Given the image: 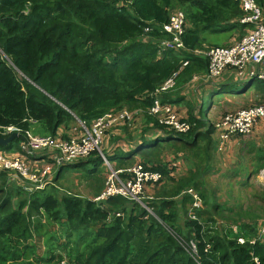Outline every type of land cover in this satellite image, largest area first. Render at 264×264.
I'll list each match as a JSON object with an SVG mask.
<instances>
[{"label": "trees", "instance_id": "trees-1", "mask_svg": "<svg viewBox=\"0 0 264 264\" xmlns=\"http://www.w3.org/2000/svg\"><path fill=\"white\" fill-rule=\"evenodd\" d=\"M254 1L264 18V0ZM174 8L182 9L190 24L182 37L185 50L177 52L160 49V43L170 38L160 26ZM241 19L239 5L232 0H0V137L10 135L2 133L8 127L55 136L60 128L69 130L76 119L89 126L124 106L139 108L143 125L152 126L142 133L160 132L152 134L153 140L144 135L137 142L131 139L127 151L117 146L107 153L113 169L122 171L120 178L127 177L126 170L135 164L160 175L144 188V192L152 188L153 194L140 200L151 213L123 196L96 200L105 184L96 188L94 200L69 193L44 194L45 190L27 193L1 171L0 264H264V188L256 196L258 205L237 211L226 208L227 214L214 198L211 205L207 203L205 192L197 193L203 201L198 207L192 196L181 195L190 188L198 191L201 171L218 167L216 126L208 122L204 128L198 114L202 104L198 110L187 104V133H174L147 113L154 101L151 94L178 71L180 62L188 60L175 87L161 96L163 103L183 100L171 92L183 88L191 76L208 71L207 60L188 50L202 48L206 33L237 32L240 40L247 27ZM258 82L260 90L264 81ZM221 88L215 87L211 98ZM258 98L264 101L261 95ZM111 140L125 142L114 136ZM21 141L22 134L0 150H12ZM245 147L250 166L237 164L228 175L243 176L247 180L242 184L247 185L250 176L264 169V142L262 147L253 142ZM169 148L173 159L181 155L191 168L185 174L177 176L169 162L161 164V151ZM91 156L90 161L60 168L53 182L82 165L85 177L93 176L94 183L102 184L95 179L102 174V161ZM87 162L92 168L84 167ZM9 184L15 194L27 195L17 206ZM44 225L60 226L66 239L58 244L63 256L52 247L43 255L37 253L35 238H43L47 245L57 240ZM176 238L194 241L197 256L192 258Z\"/></svg>", "mask_w": 264, "mask_h": 264}, {"label": "built area", "instance_id": "built-area-1", "mask_svg": "<svg viewBox=\"0 0 264 264\" xmlns=\"http://www.w3.org/2000/svg\"><path fill=\"white\" fill-rule=\"evenodd\" d=\"M232 1L239 5L242 12L241 23L253 26V29L245 32L240 40L233 42L228 47L210 48L205 46L202 50H188L189 54L208 62L206 75L199 81L198 75H194L191 82L187 84L188 89L195 90L200 85L212 83L224 72L232 69L235 71L234 81L240 76H251L264 81V24L262 23L264 18L262 9L254 0ZM186 23V17L182 12L172 11L168 21L160 26L161 31L170 36L168 40L160 43V49H171L174 52L185 50L182 37L185 33ZM188 63V60L182 61L178 71L173 73L153 95L151 94L154 101L147 110L149 115L157 118L159 124L174 133H187L190 127L181 119L176 108L168 103H162L159 96L175 86L178 74ZM201 82L204 83L200 84ZM116 112H108L101 118L92 121L89 126L76 119L77 126L75 128L72 130V127L69 130L60 128L55 136L35 135L31 131L21 132L13 127L3 129V134L13 132L18 135L22 134V141L16 146L19 148L17 152L0 150V172H6L10 182L16 183L25 192L32 193L48 186L55 171L57 173V170L64 166L88 158L92 152L100 158L105 167H111L112 165L109 164L101 149L105 139L104 135L108 129L128 118L126 112L119 114ZM260 120L264 121V104L237 110L231 115H226L215 124L217 130L221 132L218 149L225 151L229 134L248 135L255 129L256 122ZM159 133V131L156 132V135ZM126 145L128 146V143ZM122 149L127 151L129 146ZM113 152L106 150L108 154ZM126 171L131 175L127 178H120L119 173L122 171L110 169L105 177L104 189L96 200L123 196L138 202L147 212L151 213V210L145 207L140 200L144 194L145 186L150 182H156L160 179V175L145 171L138 164ZM259 175L264 180V169L259 172ZM184 194L192 196L195 200L194 206H197L196 195L192 194L191 189H186L181 195ZM176 239L192 258L197 256L194 241L184 242L180 238ZM237 242L243 244L244 240L238 239Z\"/></svg>", "mask_w": 264, "mask_h": 264}, {"label": "rangeland", "instance_id": "rangeland-1", "mask_svg": "<svg viewBox=\"0 0 264 264\" xmlns=\"http://www.w3.org/2000/svg\"><path fill=\"white\" fill-rule=\"evenodd\" d=\"M174 10H178L179 12H182L184 14V11H182V9L180 10L179 8H174L172 11ZM262 23L264 24V20H262ZM189 26L190 24L187 22L186 28H189ZM252 29H253V26H247L245 31L249 32ZM204 37H205V43L202 46H207L210 48L228 47L231 44H233V42L238 41L237 32L220 33V34L206 33ZM203 48L204 47L195 49V50H202ZM180 65H181V62H180ZM197 75H198V81H199L200 78L206 75V73H199ZM193 76H191V78ZM191 78L188 79L185 85H183L184 87L182 86L183 88H180V89H177L171 92L172 97H174L175 95L183 96L184 100H181L179 103H176V104H172V103H168V104L175 107L177 112L179 109V111L182 112V114L187 113V110H188L187 104H190L191 106H194L195 108H197L195 110H198V107L201 106L202 104L201 110L198 112V114L203 124L206 125L204 126V128L208 127V122H211L212 124H217L225 117V114H227V116L231 115L233 113L231 111H235V110L237 111L239 109H246L250 106H259V104L261 105L264 104V101L258 102L259 95L264 97V86L260 90H257L259 86V82L257 80H254L252 85L251 84L247 85L246 82L243 83L241 81L224 82L221 88L222 92L217 97L216 95H214L211 98L210 93L211 94L214 93L215 89L210 88L208 84L205 86L197 87L198 90H200V93L198 94L194 91H191L194 89H188L187 84L191 82L192 80ZM258 80H261V79H258ZM203 83L204 82H201L200 84H203ZM173 88H170V90H172ZM187 90H190V91L187 93ZM165 93H162L159 96L160 100H161V96ZM196 95L197 97H195ZM122 112H126L128 115V118L121 120L119 124L108 129L106 131L107 133L106 137L104 135L105 139H104L103 145L101 146V149L104 155H106V157H107L106 150L108 152H112L117 148V146H121L122 148H128V146L126 145L128 141H133L131 139H135L134 141L137 142V140H139L142 135L146 136L145 138L147 140H153L155 138L154 136L156 135V132H158L156 130H153V131L142 133V130L144 127H147V126L152 127V126L150 124H146L145 126L143 125L146 122L145 120L142 121L143 117H142V114H140L141 110L139 108H132V107L124 106L122 109L118 110L116 114H119ZM76 126H77L76 124H72L70 126V128L72 127L71 130L75 128ZM256 127L258 128L252 135H250L249 137L238 139V141L236 140L229 146L228 149H226V153L220 156L216 155L215 162L217 163L218 167H215L213 172H211V170L207 172L206 170H203L198 175V183H199L198 191H196L194 188H190L192 191V194L197 196L196 198L197 206H198V202L200 203V205L203 202L201 199H198V194H197L198 192H203V193L205 192L206 194L205 201L209 203L210 205L213 203V198H214L217 204H219L221 208L224 209L223 214L228 213L226 208H232L233 210L237 211L239 207L243 208L245 206H248L249 204H256V205L259 204V201L256 199V196L264 188V180H263V177L259 175V173L256 176L255 175L250 176L248 178L249 181L247 185L242 184L244 180H247L246 178H243V176L231 178L228 175L231 169L237 164L250 166L251 156L247 154V148L245 147V144H248L249 142H253L257 146H259L261 143L264 142V123L256 122L255 128ZM152 134L154 136H152ZM113 136L114 138L117 137L122 140L125 139V142H122V141L113 142L111 140ZM172 144L175 145L176 148L180 147L181 145L180 142L175 141V140H172ZM3 151H6V150H3ZM17 151H19V148L17 147H15L12 150H8V152H11V153H14ZM118 152H121V151L118 150ZM161 153H162V157L160 158L161 164H166V162H169V165H171L172 168L175 167L177 169V176L183 175L185 174L187 170L191 169L184 163L181 155H178L177 159H173V155H175V153L172 149L170 148L164 149L161 151ZM92 154H95V153L92 152L91 155ZM91 155L86 159H88L89 161L93 159L94 157H92ZM111 165L113 164L111 163ZM81 166L76 168L75 170L64 172L61 178L53 182L55 175H56L55 174L56 171H55L52 177L51 183L41 190H45L43 191L44 194L50 193V192L58 193L59 195H62L64 193H67V194L69 193L72 195H76L82 199L94 200L95 197L97 196L96 188L99 187L100 185L105 184V175H107L108 172H110V169H113V166L105 167L102 162L100 163L99 168L102 170V174L101 176H95V179L99 178L102 184L94 183L93 176H90L88 178L85 177V172L83 171V169H81ZM84 167L88 169L92 168L91 163H88V162L87 164L84 165ZM126 173L128 174L127 177L131 175L128 171H126ZM175 174H176V171H175ZM103 179H104V182H103ZM14 185L18 186L15 183ZM7 189L11 190L10 196L12 197V202L14 206H17L18 200L20 201L27 197V195L23 192H20V195L15 194V192H13V187L10 184L7 187ZM145 192L143 195L144 197H146L147 195L151 196L153 194L152 188L147 187ZM42 222L44 221L42 220ZM182 222H183V219L182 217H180V220L177 222V224L181 225ZM222 223H224V221L217 222V224H222ZM230 225L233 226L232 229L233 231H235L236 227L233 225V223H231ZM44 226H45L44 228H46L47 226V228H49L50 231L55 232V236L57 240L52 241L47 245L44 243L43 238H41L39 241H35L36 240L35 238L32 241V244L35 245L37 253L43 255L45 252H48L50 248L52 247L55 249V251H59V253L63 256L64 254L58 248V244L65 243L66 239L64 238V235L61 232V229L59 228L60 226L59 225H54V226L44 225ZM44 228L42 229V231L44 230ZM46 231L47 230L43 232H46ZM56 254L58 255V253Z\"/></svg>", "mask_w": 264, "mask_h": 264}, {"label": "crops", "instance_id": "crops-1", "mask_svg": "<svg viewBox=\"0 0 264 264\" xmlns=\"http://www.w3.org/2000/svg\"><path fill=\"white\" fill-rule=\"evenodd\" d=\"M203 47H205V46H203ZM234 76H235V71H234V69H232V70H228V71H226V72H224L223 74H222V76L221 77H219V78H217L216 80H215V82H212V83H209L208 85H209V87L210 88H215V87H218V86H222V84L224 83V82H230V81H233L234 82ZM254 80H257L258 81V79L257 78H255V77H251V76H249V77H244V76H240V77H238V79H236V81H241V82H243V83H248V84H253L252 82L254 81ZM207 85V84H206ZM200 86H205V84L204 85H200ZM208 87V88H209ZM190 90H187V93L189 92ZM191 91H194V92H196L197 94L198 93H200V90H198V88L197 89H195V90H191ZM195 97H197V95L195 96ZM182 99L184 100V98L182 97ZM189 100V99H188ZM179 103V102H178ZM173 104V103H172ZM189 106H191L190 104H189ZM189 106L187 105V107H188V110H187V113H184V114H182V112H180L179 111V109H178V112H179V114H180V117H181V119L183 120V121H186V119L188 118V111H189ZM192 107H194V106H192ZM250 107H252V106H250ZM249 108V107H248ZM247 109V108H246ZM239 110H242V109H239ZM236 111V110H235ZM235 111H231V112H235ZM228 113H230V112H228ZM227 114H225V116H226ZM220 120H221V118H220ZM258 122H261V123H264V121L263 120H260V121H258ZM257 128L258 127H256L249 135H241V134H235V133H233V134H229L228 135V138H227V142H226V148H225V151H220L219 149H218V146H219V139H220V135H221V132L219 131V130H217V128H216V135L218 136V145H217V148H216V155H218V156H220V155H223L224 153H226V149H228L229 148V146L233 143V142H235L236 140L238 141V139H241V138H245V137H249L250 135H252L256 130H257ZM116 141H118V140H116ZM260 146L262 147V143L260 144Z\"/></svg>", "mask_w": 264, "mask_h": 264}, {"label": "water", "instance_id": "water-1", "mask_svg": "<svg viewBox=\"0 0 264 264\" xmlns=\"http://www.w3.org/2000/svg\"><path fill=\"white\" fill-rule=\"evenodd\" d=\"M18 134L16 132L11 133L7 138L0 137V147H7L11 144L16 138Z\"/></svg>", "mask_w": 264, "mask_h": 264}, {"label": "clouds", "instance_id": "clouds-1", "mask_svg": "<svg viewBox=\"0 0 264 264\" xmlns=\"http://www.w3.org/2000/svg\"><path fill=\"white\" fill-rule=\"evenodd\" d=\"M198 203H199V202H198ZM194 204H195V203H194ZM199 205H200V203H199ZM199 205H198V206H199ZM198 206H197V207H198Z\"/></svg>", "mask_w": 264, "mask_h": 264}]
</instances>
